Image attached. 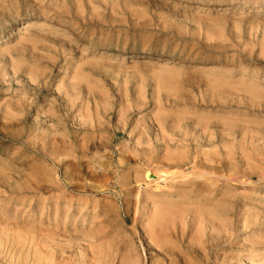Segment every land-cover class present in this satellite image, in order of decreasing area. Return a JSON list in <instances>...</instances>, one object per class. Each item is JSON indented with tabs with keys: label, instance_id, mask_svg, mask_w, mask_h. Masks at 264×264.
I'll list each match as a JSON object with an SVG mask.
<instances>
[{
	"label": "rangeland",
	"instance_id": "374dc122",
	"mask_svg": "<svg viewBox=\"0 0 264 264\" xmlns=\"http://www.w3.org/2000/svg\"><path fill=\"white\" fill-rule=\"evenodd\" d=\"M0 264H264V0H0Z\"/></svg>",
	"mask_w": 264,
	"mask_h": 264
},
{
	"label": "bare ground",
	"instance_id": "6f19581e",
	"mask_svg": "<svg viewBox=\"0 0 264 264\" xmlns=\"http://www.w3.org/2000/svg\"><path fill=\"white\" fill-rule=\"evenodd\" d=\"M178 80H179V79H178ZM194 152H195V151H194ZM177 153H178V152H176V154H177ZM182 154H183V153H182ZM182 154H181V155H182ZM195 154H197V153L195 152ZM198 154H199V153H198ZM212 158H213V157H212ZM147 159H149V157H147ZM186 159H188V158L186 157ZM186 159H185V160H186ZM169 160H170V159H169ZM179 160H180V159H179ZM185 160H184V161H185ZM147 161H148V160H147ZM172 161H173V160H172ZM197 161L199 162V160H197ZM208 161H209V160H208ZM193 163H194V162H193ZM196 163H197V162H196ZM196 163H195V164H196ZM201 163H202V162H201ZM201 163H200V164H201ZM213 163H214V162H213ZM211 164H212V163H211ZM181 166H182V165H181ZM194 167H195V166H194ZM201 167H202V166H201ZM197 168H198V167H197ZM192 169H193V168H192ZM192 169H191V170H192ZM201 169H202V168H201ZM211 169H212V168H211ZM193 170H194V169H193ZM193 170H192V171H193ZM194 171H195V170H194ZM197 171L199 172V170H197ZM204 171H205V169H204ZM206 171H207V170H206ZM184 172H185V171H184ZM182 173H183V172H181V176H182ZM188 173H192V172H188ZM188 173H187V174H188ZM194 173H195V172H194ZM201 173H202V171H201ZM206 173H207V172H206ZM206 173H205V174H206ZM210 173L212 174L213 172L210 170ZM210 173H207V174H210ZM178 174H179V173H177V175H178ZM192 174H193V173H192ZM196 174H197V173H196ZM184 175H185V174H184ZM213 175H214V174H213ZM171 176H172V175H171ZM185 176H186V175H185ZM146 177H147V178L150 177V174L147 173V174H146ZM168 177H169V176H168ZM168 177H167V178H168ZM174 177H175V175H174ZM174 177H173L172 179H175ZM186 177H187V176H186ZM186 177H185V178H186ZM176 178H177V177H176ZM229 178H230V177H229ZM163 180H166V177H164ZM169 180H170V178H169ZM193 183H194V182H193ZM156 184H157V183H156ZM195 184H196V183H195ZM198 184L200 185V183H197V185H198ZM192 185H194V184H192ZM197 185H196V186H197ZM201 185H202V184H201ZM160 186H161V185H160ZM194 186H195V185H194ZM165 187H166V186H165ZM153 188L156 189L157 186H156V187H153ZM153 188L151 187V189H153ZM169 188H170V187H169ZM188 188H189V187H188ZM188 188H187V189H188ZM190 188H191V186H190ZM159 189H160V188H159ZM159 189H158V190H159ZM194 189H195V188H194ZM196 189H197V188H196ZM202 190H204V189H202ZM188 191H189V189H188ZM190 191H191V190H190ZM194 191H195V190H194ZM195 192H196V191H195ZM197 192H200V191H197ZM202 192H203V191H202ZM202 192L200 193L201 195H202ZM191 193H192V192H191ZM191 193H190V194H191ZM179 194H180V193H179ZM184 194H185V193H184ZM187 194H188V193H187ZM195 194H196V193H195ZM197 194H198V193H197ZM160 195H162V193H161ZM191 195H193V194H191ZM185 196H186V195H185ZM162 197H163V196H162ZM179 197H180V196H179ZM179 197H178V198H179ZM181 197H182V196H181ZM181 197H180V198H181ZM183 197H184V195H183ZM187 198H189V197H187ZM191 198H192V197H191ZM198 198H199V197H198ZM203 199H204V198H203ZM207 199H209V198H207ZM163 200H164V199H163ZM201 200H202V199H201ZM204 200H205V202L207 201L206 199H204ZM153 201H154V200H153ZM202 202H203V201H202ZM166 203H167V202H166ZM166 203H164V204H166ZM176 203H178V202H176ZM156 204L158 205V203H156ZM160 204H161V203H160ZM164 204H163V205H164ZM167 204H168V203H167ZM180 204H181V203H180ZM154 205H155V204H154ZM175 205H176V204H175ZM194 205H195V204H194ZM204 205H205V204H204ZM204 205H203V206H204ZM158 206H160V205H158ZM170 206H172V205H170ZM173 206H174V204H173ZM180 206H181V205H180ZM191 206H192V205H191ZM178 207H179V206H178ZM205 207H207V206H205ZM209 207H210V206H209ZM157 208H158V207H157ZM179 208H181V207H179ZM182 208H183V207H182ZM207 208H208V207H207ZM157 210H159V209H157ZM160 210H161V209H160ZM166 210H167V208H166ZM180 210H181V209H180ZM204 210H205V209H204ZM209 210H210V208H209ZM171 211H172V209H171ZM178 211H179V210H178ZM167 212H168V211H167ZM179 212H181V211H179ZM209 212H210V211H209ZM163 213H164V212H162V214H163ZM181 213H182V212H181ZM206 213H207V212H206ZM178 214H179V213H178ZM178 214H177V215H178ZM212 214H213V213H212ZM171 215L173 216V214H171ZM174 215H175V214H174ZM177 215H176V216H177ZM163 216H164V215H163ZM165 216H166V215H165ZM165 216H164V217H165ZM205 216H206V215H205ZM159 217H160V216H159ZM210 217H211V216H210ZM173 218H174V217H173ZM176 218H178V217H176ZM206 219H207V218H206ZM206 219H205V220H206ZM158 220H159V219H158ZM157 223H158L159 225L162 224V223L164 224V222H162V223L157 222ZM157 223H156V225H157ZM165 226H166V225H165ZM160 227H161V226H160ZM163 227H164V226H162V230H163ZM166 227H167V226H166ZM166 227H165V229H166ZM152 230H153V228L151 229V231H152ZM156 231H157V229H156ZM156 231H155V232H156ZM163 232H164V231H163ZM160 233H161V232H160ZM160 233H159V234H160ZM152 234H153V232H152ZM157 234H158V233H157ZM157 234H156V235H157ZM159 234H158V235H159ZM174 237H175V236H174ZM159 238H160V236H159ZM161 240H162V239H161ZM162 241H164V239H163ZM114 242H115V241H114ZM160 242H161V241H160ZM167 242H168V240H167ZM156 243H157V242H156ZM164 244H165V243H164ZM166 244H167V243H166ZM157 245H159V244H157ZM162 245H163V244H162ZM110 247H111V246H110ZM160 247H161V245H160ZM36 249H37V248H36ZM119 251H120V250H119ZM1 253H2V251H1ZM38 253H39V252H38ZM115 253H116V252H115ZM117 254H118V253H117ZM121 256H122V255H121ZM151 257H152V256H151ZM13 260H14V259H13ZM122 261H124V260H122ZM129 262H130V261H129ZM127 263H128V262H127Z\"/></svg>",
	"mask_w": 264,
	"mask_h": 264
}]
</instances>
